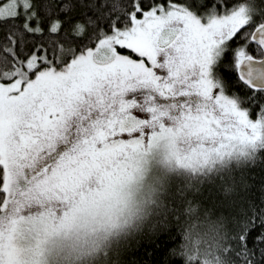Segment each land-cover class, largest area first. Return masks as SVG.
<instances>
[{
  "label": "snow or ice",
  "instance_id": "obj_1",
  "mask_svg": "<svg viewBox=\"0 0 264 264\" xmlns=\"http://www.w3.org/2000/svg\"><path fill=\"white\" fill-rule=\"evenodd\" d=\"M178 134L199 142L198 160L260 163L261 195L242 198L223 252L264 264V0L0 7V214L21 184L66 191L145 135Z\"/></svg>",
  "mask_w": 264,
  "mask_h": 264
},
{
  "label": "trees",
  "instance_id": "obj_2",
  "mask_svg": "<svg viewBox=\"0 0 264 264\" xmlns=\"http://www.w3.org/2000/svg\"><path fill=\"white\" fill-rule=\"evenodd\" d=\"M259 171V162L249 165L235 155L162 166L149 195L126 222L96 233L85 247L77 245L60 264H163L179 259L180 264H227L223 249L242 198L261 195L258 175H253ZM162 225L166 228L154 243L142 240ZM173 249L177 256L164 254Z\"/></svg>",
  "mask_w": 264,
  "mask_h": 264
},
{
  "label": "rangeland",
  "instance_id": "obj_3",
  "mask_svg": "<svg viewBox=\"0 0 264 264\" xmlns=\"http://www.w3.org/2000/svg\"><path fill=\"white\" fill-rule=\"evenodd\" d=\"M8 2L14 7L15 0H2L0 7ZM198 143L183 134L145 135L138 148L106 170L90 171L66 191L21 184L14 204L0 216V264L65 263L77 245L85 247L96 233L126 222L149 195L160 168L193 161Z\"/></svg>",
  "mask_w": 264,
  "mask_h": 264
}]
</instances>
